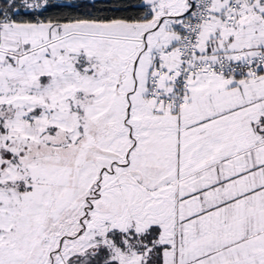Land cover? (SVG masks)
I'll return each mask as SVG.
<instances>
[{"label": "snow or ice", "instance_id": "1", "mask_svg": "<svg viewBox=\"0 0 264 264\" xmlns=\"http://www.w3.org/2000/svg\"><path fill=\"white\" fill-rule=\"evenodd\" d=\"M0 264H264V0H0Z\"/></svg>", "mask_w": 264, "mask_h": 264}]
</instances>
